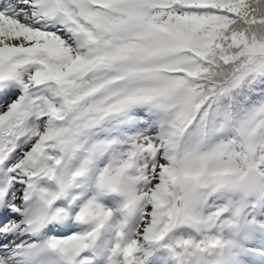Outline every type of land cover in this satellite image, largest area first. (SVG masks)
I'll return each instance as SVG.
<instances>
[{
	"label": "snow or ice",
	"instance_id": "6c2138e0",
	"mask_svg": "<svg viewBox=\"0 0 264 264\" xmlns=\"http://www.w3.org/2000/svg\"><path fill=\"white\" fill-rule=\"evenodd\" d=\"M0 264H264V0H0Z\"/></svg>",
	"mask_w": 264,
	"mask_h": 264
}]
</instances>
